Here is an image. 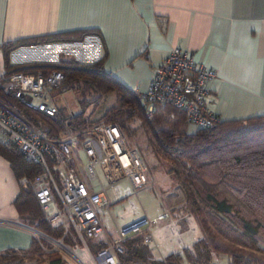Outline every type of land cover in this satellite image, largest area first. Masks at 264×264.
I'll use <instances>...</instances> for the list:
<instances>
[{"label": "trees", "instance_id": "16d2710c", "mask_svg": "<svg viewBox=\"0 0 264 264\" xmlns=\"http://www.w3.org/2000/svg\"><path fill=\"white\" fill-rule=\"evenodd\" d=\"M87 34L100 36L96 30L49 33L8 41L0 48L7 71L61 70L63 80L58 89L71 91L78 102L77 111L67 112L56 105L53 115L27 107L24 115L30 122L51 135L97 121L118 122L127 140L137 129L144 130L152 150L168 160V173L181 190L201 235L190 246L161 257L152 255L140 234L131 235L125 240L128 250L120 256V264H264V114L218 120L188 132L183 110L170 103L155 104L152 119H146V101L103 69L104 52L88 63L63 56L16 65L9 61L14 48L82 41ZM0 94L10 95L1 86ZM99 104L104 105L100 111ZM88 107L90 112H98L94 118L85 114ZM0 154L8 159L18 181L14 206L21 221L58 237L59 230L49 228L41 219L37 201L26 185L27 179L41 170L40 165L26 161L12 144L0 143ZM102 244L104 239L89 241L90 250ZM51 246L32 235L24 248L0 250V264H24L25 258L41 260L39 264H66L57 250L44 251Z\"/></svg>", "mask_w": 264, "mask_h": 264}, {"label": "crops", "instance_id": "0c3cea01", "mask_svg": "<svg viewBox=\"0 0 264 264\" xmlns=\"http://www.w3.org/2000/svg\"><path fill=\"white\" fill-rule=\"evenodd\" d=\"M79 30L100 36L20 46L9 52V61L63 56L88 63L104 52L103 69L140 96L163 56L179 46L195 64L216 70L204 82L205 105L219 120L264 114V0H0V44ZM54 46L58 54L41 57ZM18 190L13 169L0 154V250L24 248L33 235L15 209Z\"/></svg>", "mask_w": 264, "mask_h": 264}, {"label": "built area", "instance_id": "2783aa9c", "mask_svg": "<svg viewBox=\"0 0 264 264\" xmlns=\"http://www.w3.org/2000/svg\"><path fill=\"white\" fill-rule=\"evenodd\" d=\"M215 75L214 68L195 64L188 50L172 47L154 68L147 90L140 94L147 103L146 119H152L155 104L170 103L183 110L188 122L211 126L219 119L205 105L204 82ZM62 80L59 69H4L0 73V86L10 94H0V143L14 145L26 161L41 167L26 185L37 201L41 219L60 233L52 238L34 230L35 236L52 244L44 251L69 252L62 242L67 238L65 244H80L87 250L92 264H120V256L128 250L127 237L140 234L142 243L149 244L153 240L150 223L168 212L140 217L110 234L106 231L100 210L111 204L110 192L116 198L115 183L126 179L133 190L142 187L146 184L144 165L118 122L97 121L51 135L25 117L27 107L49 115L56 113L49 91L58 88ZM77 152L82 153V161ZM101 239L104 244L91 251L89 241Z\"/></svg>", "mask_w": 264, "mask_h": 264}, {"label": "rangeland", "instance_id": "374dc122", "mask_svg": "<svg viewBox=\"0 0 264 264\" xmlns=\"http://www.w3.org/2000/svg\"><path fill=\"white\" fill-rule=\"evenodd\" d=\"M58 50L56 46L50 47L49 50H46L48 52L41 57L49 56L50 51L58 54ZM49 95L53 104L64 106L67 112H74L79 109L74 94L69 90L61 92L58 88H53L49 91ZM103 106V104H99L97 106L98 111ZM90 109V107L86 108L85 114L94 118L98 112H90ZM189 125L191 128L188 132H193L197 127L195 123H189ZM128 136L129 143L138 149L143 162L146 184L133 190L126 179L115 183L116 198H113V193L110 192L111 204L108 208L100 210L102 224L110 234L117 227L140 217L150 218L167 210V216L150 223L149 231L153 240L147 244V248L154 257H161L171 252L180 251L182 247L190 246L193 241L200 237L201 232L185 206L184 196L176 181L168 173V160L152 150L144 130L137 129L135 136L132 134ZM76 154L82 161V153L77 152ZM32 233L37 235L34 230ZM64 245L69 252L58 251L66 264H92L87 250L82 245L65 243ZM11 248L14 249V247ZM40 261L25 258L24 264H39ZM42 263L44 264L45 261Z\"/></svg>", "mask_w": 264, "mask_h": 264}]
</instances>
